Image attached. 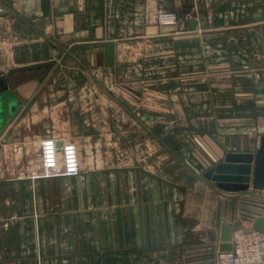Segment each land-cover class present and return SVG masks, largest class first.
Here are the masks:
<instances>
[{
    "label": "crops",
    "instance_id": "crops-1",
    "mask_svg": "<svg viewBox=\"0 0 264 264\" xmlns=\"http://www.w3.org/2000/svg\"><path fill=\"white\" fill-rule=\"evenodd\" d=\"M161 11L176 12L177 23L161 24ZM176 39L213 41L212 108L196 118L204 119L196 146L163 142L145 124L162 144L143 143L139 113L104 84L123 77L127 57ZM94 72L107 95H94ZM2 76L9 86L0 92V264H221L224 199L196 173L260 147L264 0H0ZM114 103L128 112L109 111ZM47 140L58 155L54 174Z\"/></svg>",
    "mask_w": 264,
    "mask_h": 264
},
{
    "label": "rangeland",
    "instance_id": "rangeland-1",
    "mask_svg": "<svg viewBox=\"0 0 264 264\" xmlns=\"http://www.w3.org/2000/svg\"><path fill=\"white\" fill-rule=\"evenodd\" d=\"M204 43L203 46L202 40L201 42L190 40L189 44L181 45L180 40L176 39L172 45L165 47L163 40L153 41L150 47L144 48L141 56L134 60L132 57L124 59L128 70L123 73V77H115L116 81L107 83L100 72H94L93 93L94 95H107L96 83L97 79L102 80L107 83L104 87L112 96L119 99L131 111L139 113L141 123L135 120V124H140L143 143L148 141L153 144H162L154 137L152 134L154 133L163 142L167 140L175 145L188 142L196 146L197 125L204 122V119L196 121V118L197 116L208 117L207 113L212 108L207 98L212 94L213 88L207 86V81H212L213 77L218 78L219 76L214 66L218 61L214 58L213 41L205 39ZM181 48H186V50L182 52ZM134 65H136L135 71L133 70ZM202 80L206 82L205 88L196 89L194 86ZM181 83L184 84L182 89ZM201 91L206 97L204 104H200V98L196 96V93ZM180 94H183L185 103L179 101L177 96ZM170 95H173L176 100H167L166 96ZM133 99L139 102L134 104L131 102ZM116 110L128 112L122 105L114 103L109 111ZM203 110L204 115L201 113ZM184 113L192 118L185 117ZM143 124L147 125L152 133L148 132Z\"/></svg>",
    "mask_w": 264,
    "mask_h": 264
},
{
    "label": "water",
    "instance_id": "water-1",
    "mask_svg": "<svg viewBox=\"0 0 264 264\" xmlns=\"http://www.w3.org/2000/svg\"><path fill=\"white\" fill-rule=\"evenodd\" d=\"M190 23L194 25V21ZM105 59L108 66L114 63L112 42L107 45ZM8 86L7 77H0V92ZM196 175L224 199L219 203V209L222 205L223 216L230 222H220L219 251L233 249L234 232L237 230L264 232V213L257 210H264V135L255 152H229L223 161ZM244 221L251 222L252 227H242Z\"/></svg>",
    "mask_w": 264,
    "mask_h": 264
},
{
    "label": "built area",
    "instance_id": "built-area-1",
    "mask_svg": "<svg viewBox=\"0 0 264 264\" xmlns=\"http://www.w3.org/2000/svg\"><path fill=\"white\" fill-rule=\"evenodd\" d=\"M158 18L163 25H175L178 21V14L173 11H162ZM44 155L48 172L54 174L58 155L52 140L45 142ZM64 161L68 172L76 170L75 153L71 148L65 151ZM216 259L221 264H264V232L253 229L235 231L233 249L218 251Z\"/></svg>",
    "mask_w": 264,
    "mask_h": 264
}]
</instances>
